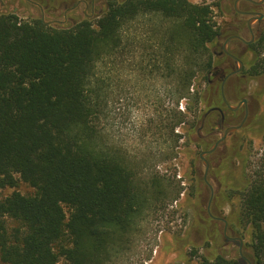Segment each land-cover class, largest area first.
Returning a JSON list of instances; mask_svg holds the SVG:
<instances>
[{
    "label": "trees",
    "instance_id": "16d2710c",
    "mask_svg": "<svg viewBox=\"0 0 264 264\" xmlns=\"http://www.w3.org/2000/svg\"><path fill=\"white\" fill-rule=\"evenodd\" d=\"M106 5L95 20L70 25L0 14V264H118L130 258L149 215L184 194L180 181L160 176L155 166H174L180 141L191 143L198 124L210 129L208 139L216 126V116L204 120L199 107L209 110L220 100L208 83L218 4ZM139 23L150 36L132 32ZM263 45L264 34L250 46L252 57L244 61L249 78L264 74ZM123 72L135 73L142 85L164 83L168 106L149 121L164 144L159 151L135 152L108 133ZM238 170L240 178L205 199L211 215L206 210L203 223L212 226L229 203L227 223L250 234L248 263L264 264V153L254 170ZM20 184L30 192L1 197ZM187 254L198 264H238L221 254L199 255L194 244Z\"/></svg>",
    "mask_w": 264,
    "mask_h": 264
},
{
    "label": "rangeland",
    "instance_id": "374dc122",
    "mask_svg": "<svg viewBox=\"0 0 264 264\" xmlns=\"http://www.w3.org/2000/svg\"><path fill=\"white\" fill-rule=\"evenodd\" d=\"M77 1L0 0V14L13 13L22 20L41 19L45 23L70 25L85 17L95 20L107 8V0H82L83 3L72 8ZM190 1L194 4H209L216 0ZM84 3L87 4L86 8ZM261 11L264 13V6ZM213 16L218 23L229 19L218 11ZM260 27L264 30V23ZM132 32L141 39L150 36L147 27L141 23ZM260 52L264 57V45ZM251 57L249 54L245 59L249 60ZM137 80L135 73L127 76L123 72L121 75L115 101L111 103L107 130L116 143L130 150L142 153L150 150L154 153L162 149L164 144L160 138L156 140L158 134L153 136L156 130L149 121H157V117L168 106V101L163 97L164 83L161 80L146 81L142 85ZM202 89L206 90L207 86L202 84ZM238 89L245 90L248 109L252 115L248 124L242 130L229 134L210 158L204 156L208 163L206 181L212 188V196L218 190L225 189L231 180L241 177L238 167H246L248 173L254 170L264 153V74L249 78ZM206 94L209 96L210 92ZM225 94L229 105L235 106L237 101L232 92H228L226 88ZM179 108L183 110L182 105ZM205 109L204 104L200 105L201 115H204ZM201 124L191 133V143L180 141V153L174 166L158 163L154 168L156 173L169 178L173 183L180 181L184 194L174 203L167 201L160 204L149 215L143 223L132 255L118 264H198L196 259H191L187 254L191 244L198 246L199 255L221 254L232 263L248 264L245 254L249 251L246 244L249 243L250 234L236 223H227V216L231 212L229 203L216 212V218L220 220L214 219L212 226L203 223L205 211L209 209L205 206V199L211 193L204 182L205 166L199 154L209 150L222 136L224 129L233 124H225L222 128L214 126L210 139L207 138L210 129L205 126L201 128ZM204 143L207 144L206 149L201 147ZM227 157L230 159L228 166L225 165ZM30 190L20 184L15 189L2 190L1 197L13 191L28 194ZM239 202L238 197L233 200L236 206ZM208 214L211 215L210 210ZM180 239L182 241L179 242ZM58 264L65 263L60 260Z\"/></svg>",
    "mask_w": 264,
    "mask_h": 264
},
{
    "label": "flooded vegetation",
    "instance_id": "af4514ba",
    "mask_svg": "<svg viewBox=\"0 0 264 264\" xmlns=\"http://www.w3.org/2000/svg\"><path fill=\"white\" fill-rule=\"evenodd\" d=\"M81 2L83 3L82 0H78L72 8H75ZM214 3H217L219 7L214 12L218 11L222 15H227L229 19L224 23L216 21L219 33L216 36L214 45L210 48L214 56V65L208 74V83L211 89H214L215 93L219 96L220 100L217 106L206 110L203 119L205 120L210 113H213L218 119L216 122L218 128H222L225 124L237 126L242 123L238 130L230 133L233 134L242 130L248 124L252 115L248 109L245 90H237V88L249 79L244 73L246 69L244 61L247 55H252L250 46L257 43L258 39L264 34V30L260 27L264 23V13L261 11V8L264 6V0H216ZM84 5L86 8L87 4L84 3ZM257 14H261L263 20L260 22L254 20L250 27H248V20L257 18ZM231 37L239 39L228 40ZM226 41L228 42L226 43ZM225 43L226 50L224 51L223 47ZM235 60L242 63L241 68H239ZM226 88L228 92H232L233 98L237 101L235 106L245 101L235 111H230L223 102V97L227 101ZM202 127L203 124H201Z\"/></svg>",
    "mask_w": 264,
    "mask_h": 264
},
{
    "label": "water",
    "instance_id": "95a60500",
    "mask_svg": "<svg viewBox=\"0 0 264 264\" xmlns=\"http://www.w3.org/2000/svg\"><path fill=\"white\" fill-rule=\"evenodd\" d=\"M257 16V18H251V19H249L248 20V22H247V25H248V27H250V25H251V23L254 21V20H257V21H262L263 20V16L261 15V14H257L256 15ZM43 23H45V22H43ZM45 24H57V22H52V23H45ZM231 39H239V38H237V37H231V38H229L228 40H231ZM228 41H226V43H227ZM226 43H225V45H224V47H223V50L225 51L226 49H225V47H226ZM237 63H238V66H239V68H241L242 67V63L240 62V61H238V60H235ZM223 102H224V104H225V106L230 110V111H235L236 109H238L240 106H241V104L242 103H244L245 101H242L241 103H239L237 106H235V107H232V106H230L228 103H227V101L225 100V98L223 97ZM213 110V109H212ZM241 125H242V123H240L239 125H237V126H232V127H228V128H226L224 131H223V133H222V136L212 145V147L209 149V150H207V151H203V152H201L200 154H199V158L203 161V163H204V166H205V170H204V176H203V178H204V182H205V184L208 186V188H209V190H210V193H211V197H212V188L210 187V185H208L207 184V181H206V176H207V172H208V163H207V161L204 159V156H208L209 154H211V153H213L215 150H216V148L225 140V138L230 134V133H232V132H235L236 130H238L240 127H241ZM209 204H210V202L208 203V207H209ZM207 211L209 212V209H207ZM214 219H216V220H220V219H218V218H214ZM225 223V222H224ZM226 224V223H225ZM239 255H240V250H239Z\"/></svg>",
    "mask_w": 264,
    "mask_h": 264
}]
</instances>
